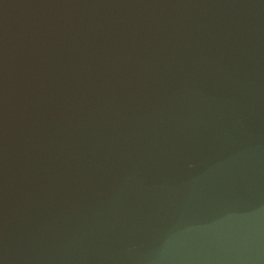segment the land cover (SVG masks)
Here are the masks:
<instances>
[{
	"label": "water",
	"instance_id": "95a60500",
	"mask_svg": "<svg viewBox=\"0 0 264 264\" xmlns=\"http://www.w3.org/2000/svg\"><path fill=\"white\" fill-rule=\"evenodd\" d=\"M0 264H264V0H0Z\"/></svg>",
	"mask_w": 264,
	"mask_h": 264
}]
</instances>
